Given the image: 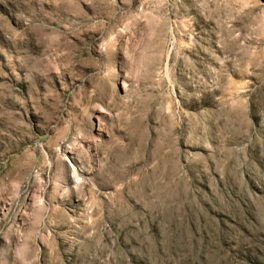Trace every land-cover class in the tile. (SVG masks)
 I'll return each instance as SVG.
<instances>
[{
  "label": "rangeland",
  "instance_id": "1",
  "mask_svg": "<svg viewBox=\"0 0 264 264\" xmlns=\"http://www.w3.org/2000/svg\"><path fill=\"white\" fill-rule=\"evenodd\" d=\"M0 264H264V0H0Z\"/></svg>",
  "mask_w": 264,
  "mask_h": 264
}]
</instances>
